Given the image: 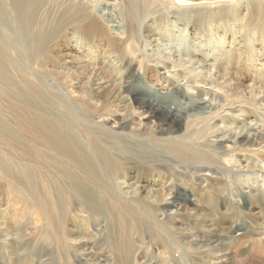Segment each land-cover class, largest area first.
I'll use <instances>...</instances> for the list:
<instances>
[{
    "label": "bare ground",
    "instance_id": "obj_1",
    "mask_svg": "<svg viewBox=\"0 0 264 264\" xmlns=\"http://www.w3.org/2000/svg\"><path fill=\"white\" fill-rule=\"evenodd\" d=\"M124 1L126 26L115 21L120 20L118 7L109 4L98 8L93 0H0V175L8 186L2 194L22 206L15 214L10 213V205L1 210L0 227L6 218L12 221L35 209L43 216L42 235L55 242L59 256L66 259L67 218L78 220L80 232L83 225L95 227L94 222L97 225L103 220L116 257L133 262L136 249L144 248L147 234L156 237L155 224L162 231L157 235L159 262L151 258L147 264H264V183L253 187L247 181V174L253 176L256 171L264 177V44L259 46V57L253 53L254 46L249 49L251 44L246 42L230 45L226 54L214 53L225 44L214 45L213 36L220 44L217 32L226 29H200L211 39L188 47L186 71L167 62L156 64L154 69L169 94L181 95L187 104L197 107L195 113L186 115L187 122L177 125L170 115L140 102L129 103L124 117L116 119L121 117L118 105L132 83L152 88L159 81L158 77L146 78L148 64L138 45L142 41L159 42L164 35L149 26L141 28L149 14L147 2ZM189 1L176 0L175 5L183 8L191 5ZM262 1L256 4L254 28L264 34ZM155 35L159 39L153 40ZM80 38L83 43H76L78 47L96 42L100 52L86 61L81 59V65L80 59L63 53L70 41ZM241 54L248 61L262 62L260 67L254 65L247 95L238 83L248 80L249 75L229 76L233 60ZM67 56L75 69L65 68ZM241 114L245 118L240 119ZM134 119L141 120V127H131ZM228 120L242 129L239 138H229L223 128L216 129L219 122ZM259 122L263 123L259 126L262 133L255 129ZM147 127L153 129L152 134L146 133ZM215 132H221L223 140L228 137L226 148L209 143ZM231 138L234 142H229ZM13 153H23L22 167L12 162ZM233 158L241 168L227 166ZM208 176L219 181L214 184ZM182 177H190L196 184L207 183L206 188H197L204 205L200 208L202 214H215V221L222 222L218 234L212 222L194 232V221L186 218V225L191 227L186 231L194 234L190 238L182 234L180 226L161 220L159 212L168 208L161 204L166 185L164 190L174 198L184 188L185 200L191 204L176 199L172 202L180 217L177 222L182 223L186 212L199 207L189 196H196V187L183 182ZM156 178L164 184L156 190L160 205L145 195ZM123 181L137 185L129 198ZM242 200L251 204L253 212L241 210ZM228 219H232L229 227L225 226ZM10 229L0 234L6 236ZM3 245L14 248L7 239ZM87 246L88 250L97 249L94 242L85 240L79 249L74 247L77 253L72 259L78 264H108L98 252L79 254ZM173 247L180 248V258L172 256Z\"/></svg>",
    "mask_w": 264,
    "mask_h": 264
},
{
    "label": "rangeland",
    "instance_id": "obj_2",
    "mask_svg": "<svg viewBox=\"0 0 264 264\" xmlns=\"http://www.w3.org/2000/svg\"><path fill=\"white\" fill-rule=\"evenodd\" d=\"M93 1H95L94 4L95 5L97 4L96 6L98 8L101 7L102 9L105 5H109V4L115 5L116 7H118L120 20L115 19V21L121 22L123 24V26H126V16H125L126 15V5L124 3L125 2L124 0H93ZM139 1H145L150 5L148 17L142 23L141 28L143 29L146 26H149L150 28L155 29L158 32V34L159 33L164 34L162 40H160L159 42H157V41H152V42L151 41H148V42L142 41V43L140 42L138 45V49L140 50V52L142 53V55L145 58V61L148 64L147 69L149 71L146 74V78H151V77L157 78L158 77L159 79H157V80H159V81L156 82L155 84H153L154 86L152 88H151V86L150 87H147L145 85L143 86L142 83L137 82V81L132 83V85L129 86L128 94L124 95V97L125 96H127V97L123 98L122 99L123 101H121V103L118 105L119 107H121V111H120L121 117H118L116 119H119V118L121 119L122 117H124L125 112H123V111L127 110L129 103L134 104L136 102H140V103H144L145 105H149L154 109H157V111H159V112L170 115L171 117H173L176 120L177 125L178 124L184 125L187 122V118H186L187 116L186 115L195 113L197 111V107H194L190 104H187L186 100H183L181 98V95L178 96V95L169 94L166 86L163 84V80L160 79V74L157 75L156 71H154V69H157V67H158V66H156V64L162 65L163 62L164 63L167 62V63L171 64L172 66H173V64L179 65V68L186 71V67L188 66V65H186V50L188 49V47H190L191 45L198 43V42L199 43H201V42L207 43V41H209V39H211V37L208 34H206V32H200L199 31L200 29L206 31L207 27H215V26L222 27V28L226 29L225 32H217V34L221 38L220 44L217 42H214L217 40V37L215 35L213 36V39L215 38L214 41L212 42L214 45L218 46V45H224L225 44V46L221 49H214L213 50L214 53H219L221 51H222L221 53H223L225 51L224 54H226L227 51L231 50L232 46L237 44L236 42H246V43L251 44L250 46H248L249 49H250V47L254 46L253 53L255 54V56L259 57L261 55L260 54L261 51L258 49H259L260 45L264 44V34L261 31H259L258 29H255L254 24H255V21L257 20L256 12H257L258 8H256V6L258 4H260L262 0H235L231 3L230 2H228V3L222 2V1L220 2V0H190L189 3L191 5H187L186 7H183V8L175 5L176 0H139ZM262 2L264 3V0ZM172 4H174V5H172ZM185 8H186V10H185ZM193 10H195V11L193 12ZM248 21H250V22H248ZM106 25L108 26V23H106ZM251 29H253V31ZM226 33H228V34L225 36ZM230 33H231V35H230ZM111 35L113 36L114 34H111ZM250 36H252V37H250ZM113 37L118 39V40L125 39L123 35H118V36L114 35ZM223 37H225V38H223ZM155 38L159 39V36L155 35L153 40H155ZM82 39L83 38H80L77 41H76V39H74L73 41H76V42L70 41V43L67 45V47H68L67 51L63 50L64 54H69L76 59H80L79 65H81L82 60L86 61L88 56L94 57L96 55H99V53H100V52L97 53L96 42H93L89 46L83 45L82 48L78 47L77 44L80 45L81 43H83ZM230 45H232V46H230ZM93 47L95 50L93 49ZM256 60H257V58H256ZM70 61H71V59L69 56L65 57V59L63 61L65 68L72 67V69H75L72 64L70 66ZM254 65H257L260 67L262 65V62L257 61V63H256V61L255 62L254 61H248L246 57L242 56V54L238 55L233 60L232 65H231L232 69L230 71L229 76H231L232 78L238 74L240 75V74L246 73L249 75L250 78L248 80H244V81H241L238 83V86L244 90V93L246 95L248 93L247 91H249V88L251 86V78H252L251 75L253 73ZM226 66H228L227 62H226ZM89 77L90 76H88V78ZM232 78H231V80H232ZM87 79H83L82 83L87 85ZM229 84H231L230 80H228V85ZM226 115H228V117L231 116L228 113H226ZM239 116H240V119L245 118L244 114H241ZM114 118L115 117L111 118V122ZM140 121L138 119H134L133 122L131 123V127H133V128H139V126L141 127V125H139ZM144 122H147V121L144 120ZM223 122L222 123L219 122L216 129H218V127L223 128L224 131L228 132L227 136L229 138H230V136H232L233 138L238 136V138H239V135L243 132L242 129L237 127V125H233L232 120L231 121L230 120L225 121L224 123ZM254 124H255V122H254ZM252 125H253V123H252ZM262 125H263L262 122L258 123V125L255 127V129H257L256 132L262 133V130L259 127ZM216 129H215V131H217ZM146 133L152 134L153 129L147 127ZM215 133L216 134H214L209 139V143L210 144L211 143L212 144L217 143V144H219L220 147L226 148L227 144H228V143H226L228 140V137L226 136L227 140H223L221 138V132H215ZM216 136H219L220 138H217ZM233 138H231L229 140V142H234ZM1 147H3V146L1 145ZM13 155L15 156V159H13L12 162L15 165L22 167V165H23V153H17V154L13 153ZM227 166L229 168L231 166L232 167L236 166V168L242 167L241 165H239L235 162V158H233V160H231V164L227 163ZM247 175L249 176L250 179L245 178L244 180L246 181V179H247L249 184L253 185V187H257L261 183H264V177H261L262 174L258 173L257 171L253 174V176H250V174H247ZM254 176H255V178L253 179ZM208 177L212 181V183H214V184H216L219 181V180L215 179L216 178L215 176H208ZM156 181L157 182L155 185L151 184L149 187H147V189L145 191V195L148 196L151 199V201L153 203H155V205H156V203H157V205H160V203H161L160 198L157 196L156 190L163 188L164 184L160 181L159 178H156ZM182 181L188 183L191 186L196 187V189L194 191V194L196 196H194V198H193L192 194H189V196H190V200H194L196 202L198 201L197 203H198L199 207L196 209H193V210H189V212H186L183 215L184 218L182 220L183 221L182 223L177 222L176 220H179L180 217L176 216V208L174 206H172V202L176 199V201L180 200L179 202H181V203H187V204H190V203H189V200L187 202L185 200L186 198H185V193H184L185 189L184 188L181 187L182 191L180 192V195L178 197L174 198L173 195L169 196V193H167V192H169L168 190H164V188H166L168 186V185H166L163 188V192L165 191L164 192V196H165L164 200L165 201H163V203H161V204L163 206H168V208L165 210V212H159L160 218L163 221V223H166V225H169V226H171V225L180 226L182 228V234L187 235L190 238H194V234L191 231H186V228H191V227L186 225V218L194 221V223H195L194 229H196V230H194V232H197L198 230H200V231L204 230L207 227V225H209L212 222L214 233L218 234L219 233L218 229H219V226H221L222 222L217 223L215 221V219H217L215 214H209V216L207 215L208 212L206 213V215L202 214L203 210L200 208L202 205V203H201L202 194H201V191L197 188L199 186H201V188L204 189L207 187V183L196 184L193 182V180L190 177H186V178L182 177ZM255 181H256V183H255ZM5 182L6 181L0 175V188H1L0 189V211L6 209L8 207L7 205H10L11 206L10 213L13 212L15 214L17 212V210L19 211L21 209L22 206L20 204L16 205L15 201L9 200L8 196L4 197V195L2 194V191L4 190L7 192V190H8V186H6ZM122 187H123L124 192L127 194L125 196L127 198H129L131 195H133L132 192H133V190H136L137 185L135 183H131L129 185L123 181ZM188 193H190V192H188ZM218 196L219 195L217 194V197ZM217 205H219V204H217ZM202 206H204V205H202ZM189 207H191V206H189ZM252 209H253V207L251 206L250 203H248V202L246 203L245 200H242V204H241V210L242 211L253 212ZM218 210L223 211V209L220 206H218ZM33 211H35V212H33ZM38 213L39 212L37 210L32 209V211H29L27 214H24L23 216H17V218H13L12 221L7 220V218H6L7 221L5 220L4 224H2V226L0 227V232L3 233L2 230H5L7 227L11 228L10 231H12V232H8V234L4 233V234H7L8 237H6L7 235L3 236L2 234H0V247H1V249H0V264H12V262H13V264H15V263L17 264L18 261L21 262L22 260H23L22 261L23 264H27V263L28 264H63V263L64 264H78L79 261L78 262L74 261L72 258L74 256L76 250L79 249L84 244L85 240H89L90 242H94L96 244V248L98 249V251H97V249H94L93 251H92V249L88 250V246H87L85 248V251L79 252V254H84V253L86 254L89 252L91 255V251L92 252H98V254H100L102 256V257L99 256V258L103 259V256H104V258L108 259V260H106L107 262L109 261L108 264H118V263L119 264L120 263L121 264H138L139 262H140V264H147V263H149V260H152L151 258H153L154 261L156 260L157 263L159 262L158 254H159L160 248L158 246L157 238L160 234H162V231L159 229L160 226H158V225L154 224V227L157 229L154 232V233H156V237L150 238V236L147 234L145 244H144L145 246H142L145 249L142 248V249L138 250V248H137L135 251V255L136 254L138 255V256L136 255V257H137L136 260L133 262L132 261L128 262L127 260L121 261V259L117 258L116 252H114V249H112L113 247L110 248V245L112 246V243L110 241L112 236L110 235L109 231L105 227V221L101 220L102 222H100V221L97 222V223H99L97 225L94 222L95 227L93 226V224H88V225L86 224L85 226L83 225V227L81 226L83 228V230L81 229V232H80V229L78 226L79 225L78 220H76L74 217L72 218L71 216H69L66 220V227L68 230V242L69 243L67 244L68 248H67L66 259H62V257L59 256V248H58L57 244L53 241H50L49 239L45 238V236L42 235L44 220H43L42 214H40V213L38 214ZM73 219H74V221H73ZM232 219H234V217H232ZM232 219H228V221L225 223V226L229 227L230 222H232ZM26 225H27V227H26ZM98 225H100L99 228L97 227ZM19 229H22V230H19ZM77 229H78V232H77ZM158 230H160V231H158ZM84 232H85V234H84ZM152 232H153V230H152ZM16 236H18V237H16ZM69 236H70V238H69ZM84 236L86 239L84 238ZM101 236H103V237L101 238ZM12 238H13V240H12ZM72 238H73V240H72ZM99 238H100V241L98 240ZM5 239L8 240V244H11V243L14 244L13 245L14 248H11V249L3 248L2 245L5 241ZM74 239H76V241ZM135 239H137V237ZM9 242H11V243H9ZM78 244H79V246H78ZM136 244H139V243L136 242ZM74 247L75 248L77 247V249H74ZM140 248H141V246H140ZM12 249H13V251H12ZM1 250H3L4 252H2ZM7 251H8V254H7ZM68 251H71V252H68ZM143 251H145V252H143ZM9 253H11V254H9ZM146 253H147L148 257L145 256ZM171 254H172V256H175V258L178 259L181 257L182 253H181V250L179 247H173V248H171ZM10 255L13 257H10ZM150 256H153V257H150ZM79 258H82V255H80ZM8 259H10V260H8ZM16 259L18 260L17 262H16ZM112 259L114 260V262H112L113 261ZM6 261H7V263H5ZM94 263L96 264L97 262H94ZM80 264H86V263L84 261H81ZM89 264H93V263L91 262Z\"/></svg>",
    "mask_w": 264,
    "mask_h": 264
}]
</instances>
